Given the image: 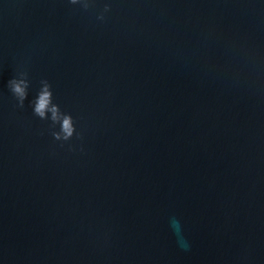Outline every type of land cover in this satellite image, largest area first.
<instances>
[{
	"label": "water",
	"instance_id": "obj_1",
	"mask_svg": "<svg viewBox=\"0 0 264 264\" xmlns=\"http://www.w3.org/2000/svg\"><path fill=\"white\" fill-rule=\"evenodd\" d=\"M0 264H264V0H0Z\"/></svg>",
	"mask_w": 264,
	"mask_h": 264
},
{
	"label": "clouds",
	"instance_id": "obj_2",
	"mask_svg": "<svg viewBox=\"0 0 264 264\" xmlns=\"http://www.w3.org/2000/svg\"><path fill=\"white\" fill-rule=\"evenodd\" d=\"M69 3L76 4L79 0H68ZM8 88L12 95L21 103L27 96V83L26 80L21 77L19 79L13 78L8 81ZM33 114L40 119H44L47 112H51L52 119L54 122H59L61 126V133L54 134L55 139L67 141L73 131L72 119L70 116L63 115L59 113L56 105L52 104V96L49 86L45 83L41 92L37 96L36 102L32 106Z\"/></svg>",
	"mask_w": 264,
	"mask_h": 264
}]
</instances>
